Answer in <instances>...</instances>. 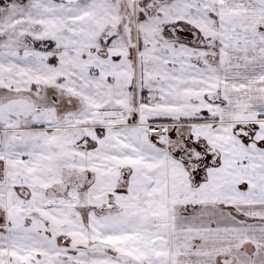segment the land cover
I'll use <instances>...</instances> for the list:
<instances>
[{
  "label": "snow or ice",
  "instance_id": "obj_1",
  "mask_svg": "<svg viewBox=\"0 0 264 264\" xmlns=\"http://www.w3.org/2000/svg\"><path fill=\"white\" fill-rule=\"evenodd\" d=\"M0 264H264V0H0Z\"/></svg>",
  "mask_w": 264,
  "mask_h": 264
}]
</instances>
